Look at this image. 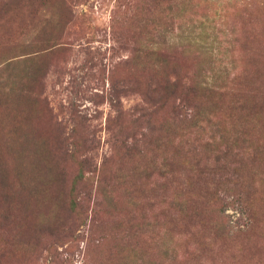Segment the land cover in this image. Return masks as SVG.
<instances>
[{
    "label": "rangeland",
    "instance_id": "rangeland-1",
    "mask_svg": "<svg viewBox=\"0 0 264 264\" xmlns=\"http://www.w3.org/2000/svg\"><path fill=\"white\" fill-rule=\"evenodd\" d=\"M0 264H264V0H0Z\"/></svg>",
    "mask_w": 264,
    "mask_h": 264
},
{
    "label": "trees",
    "instance_id": "trees-1",
    "mask_svg": "<svg viewBox=\"0 0 264 264\" xmlns=\"http://www.w3.org/2000/svg\"><path fill=\"white\" fill-rule=\"evenodd\" d=\"M146 114H147V113H146ZM190 117H191V119H192V121H193V124H195V125H196V121L198 122V121H200V120L203 121V120L206 119L205 115L200 116L198 113H197V115H193V114H192ZM193 119H194V120H193ZM198 123H199V122H198ZM197 125H198V124H197ZM198 127H200V126H198ZM226 166H227V165H225L224 167L226 168ZM241 204L243 205V203H241ZM245 208H246L245 205H243V207H242V211H243V212H246V211H245ZM69 210L74 211V210H75L74 205H72V206L70 205V206H69Z\"/></svg>",
    "mask_w": 264,
    "mask_h": 264
}]
</instances>
